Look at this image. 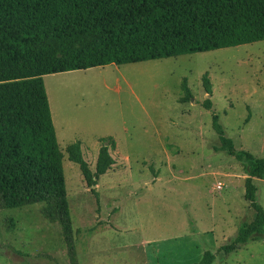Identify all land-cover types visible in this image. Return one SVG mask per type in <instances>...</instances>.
Returning a JSON list of instances; mask_svg holds the SVG:
<instances>
[{"label": "rangeland", "instance_id": "1", "mask_svg": "<svg viewBox=\"0 0 264 264\" xmlns=\"http://www.w3.org/2000/svg\"><path fill=\"white\" fill-rule=\"evenodd\" d=\"M44 82L79 264H193L206 250L213 264H264V239L220 250L254 210L243 166L215 149L212 126L217 114L237 149L264 157V40L50 73ZM103 137L116 142L114 163L91 191L67 146L79 141L94 171ZM254 183L264 207V178ZM43 205L0 209V264H69L60 225L42 215Z\"/></svg>", "mask_w": 264, "mask_h": 264}, {"label": "trees", "instance_id": "2", "mask_svg": "<svg viewBox=\"0 0 264 264\" xmlns=\"http://www.w3.org/2000/svg\"><path fill=\"white\" fill-rule=\"evenodd\" d=\"M264 40V0H0V209L43 203L42 215L61 228L69 264H79L61 151L44 75L107 64H128L206 52ZM206 93L212 83L202 78ZM185 95L192 97L186 79ZM206 98L203 106L212 108ZM219 146L243 166L244 197L254 210L226 253L264 239V207L255 178H264V157L237 149L217 114ZM102 145L93 171L79 141L67 146L87 184L113 165L112 137ZM206 250L193 264H213Z\"/></svg>", "mask_w": 264, "mask_h": 264}, {"label": "built area", "instance_id": "3", "mask_svg": "<svg viewBox=\"0 0 264 264\" xmlns=\"http://www.w3.org/2000/svg\"><path fill=\"white\" fill-rule=\"evenodd\" d=\"M220 185V184H219Z\"/></svg>", "mask_w": 264, "mask_h": 264}]
</instances>
